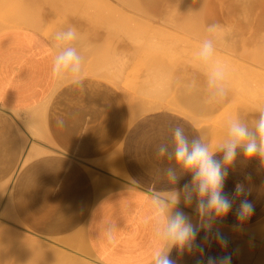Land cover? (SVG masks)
Wrapping results in <instances>:
<instances>
[{
    "label": "crops",
    "instance_id": "crops-1",
    "mask_svg": "<svg viewBox=\"0 0 264 264\" xmlns=\"http://www.w3.org/2000/svg\"><path fill=\"white\" fill-rule=\"evenodd\" d=\"M54 53L52 41L34 28L0 30V185H9L13 216L31 236L78 237L71 247L85 248L102 264H148L149 193L171 187L160 175L170 162L156 156V146L170 139L173 125L190 136L203 133L181 112L134 110L125 90L102 76L84 75L82 87L57 82ZM32 148L40 151L31 156ZM189 180L184 176L176 187ZM238 182L250 189L247 199L255 206L244 230L264 219V164L238 157L225 184L229 196ZM193 208L184 211L195 217ZM235 223L234 206L217 225L227 249L213 240L205 257L230 253L232 264H240ZM108 224L117 228L111 243ZM171 255L178 264L199 258Z\"/></svg>",
    "mask_w": 264,
    "mask_h": 264
},
{
    "label": "rangeland",
    "instance_id": "rangeland-1",
    "mask_svg": "<svg viewBox=\"0 0 264 264\" xmlns=\"http://www.w3.org/2000/svg\"><path fill=\"white\" fill-rule=\"evenodd\" d=\"M150 1L152 4L157 0ZM161 3L163 6L159 3L153 6L158 10H150L152 7L150 5L148 8L147 0H0V30L30 27L40 31L53 43L52 37L56 31L74 25L82 34L79 48L85 56L83 69L94 67L110 72L115 78L102 77L125 90L132 108L136 105L140 109L139 105L142 106L143 100L148 98L176 99L195 104L194 107L201 112H197V115L201 116L189 117L211 142L215 133L224 130L228 114L238 112L247 114L251 119L253 106L264 100V10L254 14L245 0H222V7L220 4L218 6V0H198L199 14L186 18L179 10H162L160 6L164 7V1ZM181 20L184 21L183 25L179 22ZM34 23L40 24V27L36 28ZM210 23H220L232 30L218 45L217 54L229 61L232 74L229 94L224 103L216 108H206L200 103L199 96H188L182 88V82L196 74L192 54L206 35L205 28ZM260 43L262 48L258 46ZM253 55L258 62L254 61ZM83 74L101 77L94 73ZM39 151L32 148L30 155ZM2 187L7 190L0 192V264H65L57 258H52L53 262L45 257V262L44 257H39L41 254L38 252L41 251L35 249L38 244L43 249H50L49 245H52L51 249L68 256L74 261L72 264H76L75 261L79 264H102L85 248L71 247L78 242V237L68 244L63 239L39 238L24 233L12 214L8 200L9 185L2 184ZM237 239L240 264H264V219L245 228ZM246 245L249 247L246 248ZM31 249L37 251L39 256L33 257L36 254H32Z\"/></svg>",
    "mask_w": 264,
    "mask_h": 264
},
{
    "label": "clouds",
    "instance_id": "clouds-1",
    "mask_svg": "<svg viewBox=\"0 0 264 264\" xmlns=\"http://www.w3.org/2000/svg\"><path fill=\"white\" fill-rule=\"evenodd\" d=\"M198 15L199 10H189ZM231 28L220 23L206 25V35L192 54L195 75L182 82L188 96H199L206 108L221 106L230 90L232 69L230 64L218 56V45L231 33ZM55 53L51 61V77L57 82H68L82 87L84 81L85 56L79 48L82 34L74 25H68L53 34ZM251 119L241 113H230L224 122V134L215 143L203 135L190 136L182 125L170 126V139L156 146V156L170 163L161 169L160 175L171 187L165 193L151 191L150 214L144 223L151 234L148 249V264H178L172 257L185 254L198 256L196 264H232L230 253L205 257V247L214 240L224 250L228 240L217 226L233 211L235 232L243 226L255 211L254 204L247 199L250 189L236 183L231 196L225 192L229 171L238 157L259 160L264 164V100L253 106ZM63 125V120H58ZM190 180L177 188L181 178ZM250 179V178H249ZM243 197V198H242ZM239 203L236 204V201ZM193 208L195 217L181 208ZM203 231V241L198 237ZM117 228L108 224L105 235L114 242Z\"/></svg>",
    "mask_w": 264,
    "mask_h": 264
},
{
    "label": "bare ground",
    "instance_id": "bare-ground-1",
    "mask_svg": "<svg viewBox=\"0 0 264 264\" xmlns=\"http://www.w3.org/2000/svg\"><path fill=\"white\" fill-rule=\"evenodd\" d=\"M146 1V0H145ZM152 1H154V0H152ZM157 1H159L158 3L159 4H161L162 5V0H157ZM157 1L155 2L156 4H158L157 3ZM164 1V7H161L160 5V8H162V10H165V9H174V10H179V12L181 13V15H185L186 16V18H187V16H189V17H191V15L189 14V13H186V12H189V10L191 9V10H198V0H163ZM246 1V4H248L250 7H251V9H252V12L254 11V14L255 13H260L262 10H264V0H245ZM149 2V3H148ZM151 1L150 0H147V4H148V8H150V5H151V7L152 8H150V10L152 9V10H158V9H156L155 7L153 8V6H154V4L155 3H150ZM218 6H219V4L222 2V0L221 1H219L218 0ZM221 5V4H220ZM163 6V5H162ZM220 7H222V5L220 6ZM157 8H159V7H157ZM222 9H225V8H222ZM202 10V9H201ZM220 10H221V8L219 9V12H220ZM206 11V10H205ZM183 12L185 13V14H183ZM203 12V11H202ZM238 12H239V10H238ZM264 12V11H263ZM262 12V13H263ZM187 14V15H186ZM189 14V15H188ZM256 14V15H257ZM252 15H253V13H252ZM262 17H264V14H263V16ZM255 18V17H254ZM180 19V18H179ZM18 21H20V22H22L23 20H18ZM182 21V22H181ZM181 21H179L182 25H183V23H184V21L183 20H181ZM252 22V21H251ZM250 22V23H251ZM9 23V22H8ZM262 23H264V18H263V20H262ZM246 24H249V22H246ZM246 24H245V26H246ZM254 24V23H253ZM264 25V24H263ZM34 26L36 27V28H38V27H40V24H38V23H34ZM192 28V27H191ZM251 28V30L253 29L252 27H250ZM249 28V29H250ZM254 39V38H253ZM256 39V38H255ZM254 39V41H257V40H255ZM253 42V41H252ZM256 43V42H255ZM222 44V43H221ZM251 44V43H250ZM256 44H254V46H255ZM230 46V45H229ZM252 46V45H251ZM258 46H260V48H262L263 46H262V44L260 43V45H258ZM257 46V47H258ZM262 46V47H261ZM246 47H247V45H246ZM240 48V47H239ZM245 48V47H244ZM249 48H251L250 47V45H249ZM248 48V49H249ZM242 49V48H241ZM241 49H239V50H241ZM244 50H246V48L244 49ZM253 49H250V51H252ZM256 50V49H255ZM258 50V49H257ZM256 50V51H257ZM234 51V50H233ZM236 51V50H235ZM249 50H248V52H249V54L251 53L252 54V52H250ZM263 51V50H262ZM237 52H240V51H237ZM242 52H243V49H242ZM245 52V51H244ZM243 52V53H244ZM247 52V53H248ZM254 52V51H253ZM234 54L236 53V52H233ZM243 53H241V54H243ZM246 53V52H245ZM244 53V54H245ZM236 54H238V53H236ZM248 54V55H249ZM254 54V53H253ZM256 54V53H255ZM263 54V53H262ZM246 55V54H245ZM241 56H243V55H241ZM247 56V55H246ZM254 56V55H253ZM256 56H257V54H256ZM231 57V56H230ZM240 57V56H239ZM249 57H251V56H249ZM261 57H262V55H261ZM264 57V56H263ZM237 58H238V56H237ZM254 58H255V56H254ZM258 58V57H257ZM241 59V58H240ZM246 59H248V57L246 58ZM256 59V58H255ZM249 60V59H248ZM240 61V60H239ZM254 61H257V59L256 60H254ZM229 62V61H228ZM258 62V61H257ZM262 63H263V60L261 61ZM246 67V66H245ZM250 67H251V65H250ZM251 68H254V67H251ZM250 68V69H251ZM246 69H247V67H246ZM249 69V70H250ZM255 69H257V68H255ZM258 70H260V69H258ZM255 71H257V70H255ZM83 72H86V73H94V74H98V75H101V76H105V77H108V76H110L111 78H113L112 77V74L110 73V72H108V71H106V70H104V69H100V68H94V67H91V68H86V69H83ZM253 72H254V69H253ZM257 73V72H256ZM259 74V73H258ZM115 75V74H114ZM261 75V74H260ZM116 76V75H115ZM109 77V78H110ZM115 78V77H114ZM183 98V97H182ZM184 99V98H183ZM147 100H149V101H147ZM146 101H144L143 100V102H142V106H140L139 105V107H140V109L136 106V105H133V108H134V110H138V111H142V112H145V111H148V110H153V109H158V108H161V107H166V108H168V109H171V110H175V111H178V112H181V113H183V114H185V115H187V116H193V117H199V116H201V115H197L198 113H201V112H199V110L198 109H196L195 107H194V105H191V103L190 104H188V103H185V102H181L180 100H176V99H158V100H152L151 98H148ZM185 101V100H184ZM240 103V102H239ZM246 103V102H245ZM135 104H137V103H135ZM193 104V103H192ZM196 106V105H195ZM197 107H198V105H197ZM242 107H243V105H242ZM245 109H247V107H245ZM238 110V109H237ZM137 111V112H138ZM245 111V110H244ZM198 112V113H197ZM243 112V111H242ZM249 112V111H248ZM39 113V112H38ZM244 115V114H243ZM247 115V114H246ZM245 115V116H246ZM40 116V115H39ZM251 116V115H250ZM249 116V117H250ZM191 118V117H190ZM250 119V118H249ZM224 134V130H222L221 132H219V133H215L213 136H212V140H211V143H213L212 141H214V142H217L221 137H222V135ZM33 152H34V150H32ZM8 186L6 185V188H7ZM5 187H2V188H0V192L1 191H4V189H6ZM7 190V189H6ZM13 214V213H12ZM251 230V229H250ZM252 231H253V229H252ZM252 231H250L251 233H252ZM255 231V230H254ZM250 232H248V233H250ZM255 233V232H254ZM246 235H248L247 234V232H246ZM252 235V234H251ZM233 236H235V235H233ZM69 237V236H68ZM39 241V240H38ZM64 241L66 242V243H68V244H72L73 243V241L75 242L76 241V236H73V237H69V238H66V239H64ZM42 242V241H41ZM33 243H35L34 241H33ZM39 243V242H38ZM44 243V242H43ZM30 244V243H29ZM45 244V243H44ZM43 244V245H44ZM27 245H28V243H27ZM32 245V244H31ZM39 245V244H38ZM38 245H36L35 247V249L38 251V250H40L41 252H38V254L40 255H38L39 257H46V258H48V259H50V261H53L54 262V260L52 259V258H57V259H59V260H61L62 262H64L65 264L66 263H70V264H72L73 262L70 260V259H68L69 257L68 256H62L61 254H59L58 252H56V250L55 249H51V247H52V245H49L50 246V249H43V248H41L40 246H42V245H40V246H38ZM46 245H47V243H46ZM26 246V245H25ZM247 246L248 245H246V248H247ZM249 247V246H248ZM26 248V247H25ZM29 248V247H28ZM53 248V247H52ZM245 248V247H244ZM33 253H32V252ZM31 253L32 254H36V256H33V257H38L37 256V251H33L32 249H31ZM250 251V250H249ZM251 251H252V248H251ZM36 252V253H35ZM60 252V251H59ZM26 253V252H25ZM30 253V254H31ZM253 253V252H252ZM28 254H29V251H28ZM43 255V256H42ZM28 256V255H27ZM263 257V256H262ZM46 258H45V262H46ZM94 258V257H93ZM35 259V258H34ZM33 258H32V260H34ZM261 259V258H260ZM257 260H258V258H257ZM49 261V260H48ZM259 261V260H258ZM61 262V263H62ZM94 262V261H93ZM260 262H262V261H260ZM75 263L76 264H79L78 262H76L75 261ZM256 263H257V261H256ZM264 263V262H263ZM42 264V263H41ZM44 264V263H43ZM260 264V263H259Z\"/></svg>",
    "mask_w": 264,
    "mask_h": 264
}]
</instances>
